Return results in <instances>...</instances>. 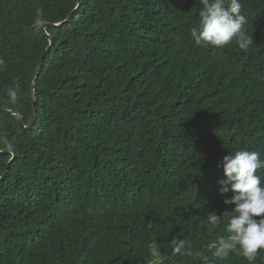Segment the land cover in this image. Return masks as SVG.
Segmentation results:
<instances>
[{
	"label": "trees",
	"instance_id": "1",
	"mask_svg": "<svg viewBox=\"0 0 264 264\" xmlns=\"http://www.w3.org/2000/svg\"><path fill=\"white\" fill-rule=\"evenodd\" d=\"M240 2L246 51L195 44L199 0H0V264H249L207 248L219 162L264 160V0Z\"/></svg>",
	"mask_w": 264,
	"mask_h": 264
},
{
	"label": "clouds",
	"instance_id": "2",
	"mask_svg": "<svg viewBox=\"0 0 264 264\" xmlns=\"http://www.w3.org/2000/svg\"><path fill=\"white\" fill-rule=\"evenodd\" d=\"M199 4V21L190 29L196 45L222 48L234 42L245 51L252 45L253 37L244 30L248 18L242 14L240 0H199ZM42 23L36 20L37 25ZM7 96L9 103L16 102V90L9 89ZM5 147L9 153L14 150L11 142H6ZM260 156L258 151L238 150L225 155L218 164L224 176L217 181L220 195L226 196L223 204L232 208L225 227L227 236L207 245L214 257L223 259L235 251L252 264L257 253L264 250V182L257 175L264 168V160ZM222 218L223 214L208 212L207 223L215 228ZM183 247V242L177 241L174 253H180Z\"/></svg>",
	"mask_w": 264,
	"mask_h": 264
},
{
	"label": "water",
	"instance_id": "3",
	"mask_svg": "<svg viewBox=\"0 0 264 264\" xmlns=\"http://www.w3.org/2000/svg\"><path fill=\"white\" fill-rule=\"evenodd\" d=\"M53 25L54 24H50V23H45V24L42 25V29L49 36V39L51 41V44H50L49 48L45 51V53H44V55H43V57H42L39 65H38V67L36 69L35 76H34V81H33V90H34V88L36 86L38 77H39V75L41 73V70H42V67L44 65V61L46 59V56L51 51V49L53 47V37L50 36L47 33V28L50 27V26H53ZM54 26H58V25H54ZM33 98H34V106H35L36 105V103H35L36 101H35V95L34 94H33ZM0 110H1V108H0ZM5 111L10 112L13 115H16L18 117V120L20 122V125L23 127L24 130L27 131V130H31L33 128V121H34V112H35V109L33 111V116L31 118V121L29 122V125H27V126L25 125L24 116L21 113H19V112H11V111H8V110H5ZM0 153H9V152L8 151H4V152H0ZM12 154L14 155V152H12ZM13 160H14V157L11 159L10 163L13 162Z\"/></svg>",
	"mask_w": 264,
	"mask_h": 264
}]
</instances>
